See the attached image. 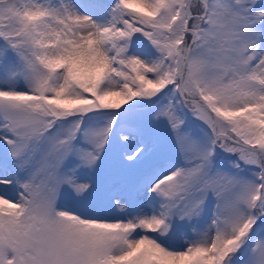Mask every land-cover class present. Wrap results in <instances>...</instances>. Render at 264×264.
<instances>
[{
  "label": "snow or ice",
  "instance_id": "1",
  "mask_svg": "<svg viewBox=\"0 0 264 264\" xmlns=\"http://www.w3.org/2000/svg\"><path fill=\"white\" fill-rule=\"evenodd\" d=\"M0 264H264V0H0Z\"/></svg>",
  "mask_w": 264,
  "mask_h": 264
}]
</instances>
